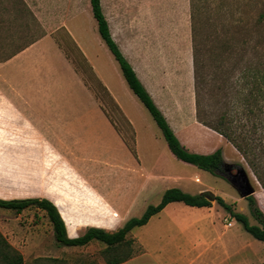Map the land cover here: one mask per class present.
I'll list each match as a JSON object with an SVG mask.
<instances>
[{
    "label": "crops",
    "instance_id": "crops-1",
    "mask_svg": "<svg viewBox=\"0 0 264 264\" xmlns=\"http://www.w3.org/2000/svg\"><path fill=\"white\" fill-rule=\"evenodd\" d=\"M76 16L64 17L59 28H64L128 123L133 133L134 155L111 124L98 98L56 45L52 33L47 32L21 52L0 62V199L51 201L69 237L81 236L89 227L116 231L127 220L140 217L148 206L157 205L163 193L171 188L191 195L210 192L238 212L237 205L244 201L240 196L226 194L207 181L198 180H208L212 175L170 154L166 143L163 144L148 124L133 93L124 86L121 74L122 78L119 75L115 83L110 58L103 60L81 44L77 37L80 28L74 21ZM160 112L189 152L207 155L220 149L225 162L222 151L225 145L231 149L229 154L234 155L236 149L228 141L199 122L208 130L207 135L215 137V144L205 145L194 139L183 142L181 133L175 131L174 120L164 111ZM193 127L196 132H203ZM65 151L73 153L74 170L80 162L78 159L83 158V164L87 165L82 169L85 175L76 171L81 181L76 177L67 178L65 165L53 154L69 160L61 155ZM83 201L85 206L81 204ZM31 211L14 213L0 209V233L22 255L24 264L44 258L49 250L33 212L26 217V225L19 223ZM36 211L45 217L42 211ZM2 217H10V221ZM228 220L230 227L225 226ZM243 231L214 201L210 207L200 208L172 202L145 225L133 228L126 235L138 251L119 264H257L256 245L247 240ZM49 235H52L51 226Z\"/></svg>",
    "mask_w": 264,
    "mask_h": 264
},
{
    "label": "rangeland",
    "instance_id": "rangeland-1",
    "mask_svg": "<svg viewBox=\"0 0 264 264\" xmlns=\"http://www.w3.org/2000/svg\"><path fill=\"white\" fill-rule=\"evenodd\" d=\"M207 2H210L212 7L205 12ZM101 6L115 43L131 63L157 107L174 120L175 131L181 133L179 135L182 136L180 139L183 142L185 140L193 142L194 139L205 145L215 144V137L207 135L208 128L202 127L198 120L222 128L220 124L224 123L220 120L227 119L233 121L235 134H241L245 138H259L257 134L259 131L261 134L259 139L264 143V121L260 124L261 128L254 131L251 118L253 115L246 117L243 114L242 95H238L239 85L243 84L240 79L243 77L248 79L252 76L248 80L252 82L256 79L258 72L259 81L262 80L261 75L264 76V22L257 23L259 15L264 14V0H215L213 2L201 0L200 16L207 17L210 9L217 10L207 22L218 29V35L207 33L205 25L202 26L197 41L203 50L198 57L199 67L196 69L192 57L189 0H101ZM238 6L241 7V14L238 13L233 18L232 14L229 15L233 10L231 8L235 9ZM234 13L237 14L236 11ZM72 16H76L74 21L80 28V35L77 37L81 44L92 52H96L103 60L106 57L110 58L114 66L116 83L121 74L120 69L97 32L89 0H0V62L21 52L47 32L52 33L54 42L70 60L85 85L98 98L101 108L115 123L118 132L124 139H128L129 125L122 120L105 93L98 88L93 72L67 37L64 28H59L64 17L70 19ZM235 18L248 26L233 33L230 29L233 25L227 27L229 20ZM221 33L225 34L221 35ZM228 37L232 40H227ZM228 43L232 44V47ZM43 47L46 49V45ZM120 78H122L121 75ZM123 84L126 86L124 82ZM247 84L250 87L251 84ZM249 87L245 85L246 90ZM135 101L146 114L147 122L151 124L154 133L165 144L150 114L136 97ZM263 101V98L258 97L254 102L251 99L250 103L254 108L262 106ZM252 111L254 115L258 113L255 110ZM236 118L241 119L239 124L235 122ZM261 118L264 119V113ZM193 126L206 134L196 132ZM61 146L63 149H68V146ZM230 150V147L226 148L222 145L226 164L245 171L255 190L253 196L264 212L263 188L244 158L236 151L231 156ZM53 154L56 155V160L65 165L67 178L76 177L81 181L76 173L79 170L78 173L82 174V169L87 168V165L82 162L83 158L78 159L80 162H77V168L74 170L71 160L73 153L61 152V155L69 160L61 158L57 153ZM52 162L53 160L51 165L54 166ZM173 162L181 164L174 159ZM50 171L52 172V168ZM221 175H224L223 171ZM198 180L207 181L226 194L239 196L226 179L212 175L208 180L202 178ZM194 182L199 185L196 179ZM81 204L84 205L85 201ZM237 209L248 217L250 224H256L245 200L237 205ZM28 210H32L31 213L25 214L19 223L26 225V217L29 218L33 212L34 221L39 224V230L44 233L46 242L49 244L48 253L44 258L35 259L36 262L33 260L28 264H101L105 261L104 245L100 243L91 242L83 247L57 245L53 235H49L51 225L48 220L35 213L37 211L33 208ZM1 219L10 221V217ZM243 234L253 246L256 245L257 264H264V243L255 240L244 231ZM137 251L138 248L132 244L133 255Z\"/></svg>",
    "mask_w": 264,
    "mask_h": 264
},
{
    "label": "trees",
    "instance_id": "trees-1",
    "mask_svg": "<svg viewBox=\"0 0 264 264\" xmlns=\"http://www.w3.org/2000/svg\"><path fill=\"white\" fill-rule=\"evenodd\" d=\"M212 2L215 0H211ZM201 0H189V8H190V24H191V39H192V57H193V65L199 67L198 57L200 52L202 53V47L199 46V41H197L198 36L200 34V30L202 26L205 25L206 32L217 34L218 29L213 27L214 25L209 24L207 21L210 19L213 14L217 12V10L208 12L207 17L200 16V6L199 3ZM207 6L205 8V12L208 11V8L212 7L210 2H207ZM89 5L91 9V14L93 19L97 25V32L113 56L114 60L117 62L118 67L120 69L121 75L133 93V95L139 100V102L143 105V107L147 110V112L152 117L156 126L160 130L163 139L166 143V146L170 152V154L176 158L177 160L192 165L199 170L208 172L214 176L225 179L221 172L223 171L221 167L224 165V160L222 157V153L220 149L215 150L211 154L202 155L197 153L189 152L177 139L174 135L173 131L169 127L166 122L164 116L157 108L149 93L146 91L145 87L142 85L140 80L138 79L136 73L134 72L130 63L126 60L118 45L112 39L108 23L102 13L100 0H89ZM219 5V4H218ZM236 11L237 14L230 11L229 15H238L241 14V7L231 8ZM204 12V13H205ZM204 18V20H202ZM264 14H260L257 18V23L264 22ZM229 28L231 25V30L233 33L239 32L240 29H245L248 24H245L240 19H230L229 20ZM225 27V25H224ZM225 34V33H221ZM218 35V34H217ZM233 38H235L233 36ZM227 40H232L229 37ZM231 42V41H230ZM229 45L232 44L228 43ZM221 45V44H220ZM227 45V44H226ZM234 45V44H233ZM8 59V58H7ZM91 71V70H90ZM259 72L257 74L256 79H253L252 82H248V79L243 77L240 79L243 81V84H240V91L238 95H242V109L243 114L246 117H250L249 115H253L251 118L253 120V130L261 128L260 124L264 121L261 118V115L264 113V104L262 106H257L252 108L250 100L253 102L261 97L264 100V76L261 75L259 81ZM95 83L98 88L105 93L107 98L109 99L111 106L118 112V114L122 117V120L126 122V120L121 115L119 109L115 105V103L111 100L105 88L100 84L96 77H93ZM251 84L250 87L248 84ZM249 87L247 90L245 88ZM250 96H254L253 98H248ZM264 102V101H263ZM241 105V104H240ZM255 110L258 113L254 115L253 111ZM105 112V111H104ZM106 114V112H105ZM107 115V114H106ZM108 117V116H107ZM110 120V117H108ZM227 120V119H226ZM220 120L224 124L222 128L220 126H211L206 124L202 120H198L199 123L204 125L205 127L213 130L217 134L221 135L226 141H228L236 151L244 158L247 165L255 175L257 181L260 183L261 187L264 190V143L261 139V134L258 131L257 134L259 136L255 138H245L241 136V134H235L233 121ZM111 124L114 128L118 129L111 121ZM236 123H240L241 119L236 118ZM128 125V123L126 122ZM129 127V126H128ZM128 139H124L125 145L129 149V151L134 155L133 149V133L130 127L128 128ZM248 205L251 216L253 217L256 224H250L248 217L242 213L235 212L232 208V205L227 204L221 197L211 194L210 192H202L200 194H187L182 192L180 189L171 188L166 190L160 202L157 205H150L144 211V213L138 218H131L127 220L124 225L113 232H107L103 229L89 227L87 228L81 236L78 237H69L67 235L65 223L61 218L59 211L56 206L49 200L45 198H25V199H11V200H1L0 199V209L10 210L14 213H20L26 209H35L38 211H42L47 218L49 224L51 225L52 235L57 245L64 247H83L88 245L89 243L96 241L102 245H104L105 256V264H119L128 258H130L133 254L131 252L132 240L126 239V235L135 227H140L145 225L149 219L159 213L167 204L172 202H182L183 204L191 207H210L211 202L214 201L217 205H219L223 210L229 214L235 221L241 225L242 229L248 233L255 240L264 243V212L259 207L256 199L253 195L248 196L244 199ZM35 260L34 262H36ZM0 264H24L22 255L13 248L6 238L0 233Z\"/></svg>",
    "mask_w": 264,
    "mask_h": 264
},
{
    "label": "water",
    "instance_id": "water-1",
    "mask_svg": "<svg viewBox=\"0 0 264 264\" xmlns=\"http://www.w3.org/2000/svg\"><path fill=\"white\" fill-rule=\"evenodd\" d=\"M222 176L233 186L240 198L245 199L255 193L247 174L242 168H238L235 173H231L229 176Z\"/></svg>",
    "mask_w": 264,
    "mask_h": 264
},
{
    "label": "flooded vegetation",
    "instance_id": "flooded-vegetation-1",
    "mask_svg": "<svg viewBox=\"0 0 264 264\" xmlns=\"http://www.w3.org/2000/svg\"><path fill=\"white\" fill-rule=\"evenodd\" d=\"M221 169L223 170L224 176H229L231 173H233L234 170L236 172L238 168L232 165L225 164V166L223 165Z\"/></svg>",
    "mask_w": 264,
    "mask_h": 264
},
{
    "label": "built area",
    "instance_id": "built-area-1",
    "mask_svg": "<svg viewBox=\"0 0 264 264\" xmlns=\"http://www.w3.org/2000/svg\"><path fill=\"white\" fill-rule=\"evenodd\" d=\"M225 226H226V227H230V226H231V222H230V220L226 221Z\"/></svg>",
    "mask_w": 264,
    "mask_h": 264
}]
</instances>
